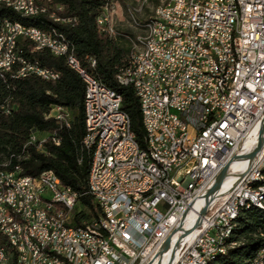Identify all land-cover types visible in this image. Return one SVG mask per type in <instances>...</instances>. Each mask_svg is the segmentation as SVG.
Instances as JSON below:
<instances>
[{"label": "built area", "instance_id": "2783aa9c", "mask_svg": "<svg viewBox=\"0 0 264 264\" xmlns=\"http://www.w3.org/2000/svg\"><path fill=\"white\" fill-rule=\"evenodd\" d=\"M101 2L100 29L101 22L112 21V15L104 18V4L111 0ZM36 6L41 5L33 1V8L25 6L22 14L34 15ZM43 13L57 21H74L47 6ZM155 18L158 41L147 40L152 50L140 62H133L134 53H129L131 63L121 67L127 69L129 81L116 79L133 87L142 125L149 126L152 141L142 147L132 134L114 136V129L124 124L120 99L86 78L89 127L95 128L100 141L88 170V193L99 208L98 216L72 224L77 198L51 169L33 180H23L17 163L0 171V230L19 233L28 242L34 252L32 264L202 262L212 250L229 246L224 233L232 209L243 205V198L254 201L257 189L249 188V178L263 169L264 154L251 162L232 159L254 147L264 114V0H177L172 8L160 5ZM143 20L147 19L134 25L139 31L133 36L136 45L145 29ZM9 28L21 34L22 46L26 37L36 36L20 26ZM41 40L53 46V56L67 44L56 38ZM230 42H237V49H230ZM0 59L14 65L10 46L0 51ZM64 59L85 78L74 52ZM89 63L93 66L94 59ZM30 68L47 75L40 59H23V71ZM10 111L3 109L5 114ZM54 120L69 127L70 112L56 105ZM202 122H209L208 132H201ZM47 138L33 132L29 144L41 150ZM51 140L58 144L56 137ZM87 142L82 138L85 151ZM102 142H112V149H102ZM240 160L246 161L244 168L231 174L232 162ZM156 161L165 162L166 175L157 174ZM228 162L227 175L237 178L200 216L207 191ZM9 185L19 186L18 196L9 195ZM47 227H55L54 237L46 236ZM168 236L167 249L158 255ZM256 264H264V250Z\"/></svg>", "mask_w": 264, "mask_h": 264}, {"label": "trees", "instance_id": "16d2710c", "mask_svg": "<svg viewBox=\"0 0 264 264\" xmlns=\"http://www.w3.org/2000/svg\"><path fill=\"white\" fill-rule=\"evenodd\" d=\"M41 3L48 10H55L57 16L73 17L74 21H57L47 13L22 18L3 6L0 7V18L6 16L23 24L60 31L86 70L120 94L121 109L129 116L135 139L145 147L137 95L131 85L116 81V75L124 69L121 67L128 65L127 50L119 47L110 33L100 31L96 22L101 0H48ZM17 43L28 55L40 59L42 66L57 71L59 76L57 80H44L31 74L16 79L6 74L0 78V105L8 99L11 107L7 114L0 109V167L4 162L8 167L17 163L23 174L31 176L45 169L53 170L61 183L79 194L71 221L79 224L99 215L96 202L87 192L91 155L81 145L85 133L84 83L78 73L66 65L63 56H53L46 49L32 51L33 44L24 40L22 46L20 37ZM90 58L95 61L93 66H90ZM56 105L64 106L70 112L69 127L59 125L52 115L46 116ZM32 132L48 136L41 150L27 143ZM51 136L58 139V144L52 142ZM234 221L230 237L234 245L206 264H249L256 250L264 245V202L261 208L243 207ZM0 245L8 247L1 235Z\"/></svg>", "mask_w": 264, "mask_h": 264}, {"label": "bare ground", "instance_id": "6f19581e", "mask_svg": "<svg viewBox=\"0 0 264 264\" xmlns=\"http://www.w3.org/2000/svg\"><path fill=\"white\" fill-rule=\"evenodd\" d=\"M33 1L37 2L38 5L34 8V15H28V14H22V9L26 6V8H33ZM41 1H48V0H0V6L9 8L10 10L17 13L22 18H32L37 16L40 13H43V6L44 4L41 3ZM112 1L111 4H105L104 7V18H110V12L112 10ZM177 0H165L162 4L157 5L153 11L152 14L147 17L146 22L143 24V27H145V30L147 31V36L143 37L140 35V37H137V46L140 50H134L133 54V62H140L142 60V57H144V54H148V50H152V42L151 41H158L159 36V21L155 18V16L160 15V5H165V8H172L175 6ZM231 3H238V0H230ZM60 7V6H57ZM96 22L98 23L99 29L100 24L98 21V16L96 18ZM134 23L136 25L137 22L134 20ZM10 26H20L23 27L26 31H33L36 36H28L25 38V40H28L33 44V50L38 49H46L48 52L52 55H54V48L52 45L48 44V42H45L41 40V38H47V39H60L61 42L67 43L64 48H58L55 51V56H63L64 58H68V56L73 55V50L69 42L66 40L65 36L58 31L55 28H49V29H41L34 25H28L20 23L16 20L10 19L6 16H3L0 18V51H6V47L10 46V56L12 57L14 61V65H6L3 64V59H0V78H4L6 74H8L11 78H19V76L22 75L23 77L31 74L37 77H40L44 80H54L59 76V73L57 71H54L53 69H50L48 67L42 66V68H47V75L43 72H37V68H30L29 70L23 71V59H25L27 62H38V60L35 57H32L28 55L24 49H22L17 43L18 38H21V34L19 33H11V30L9 28ZM102 32H108L112 34L114 31L111 30V24L110 22H101V29ZM151 41H147L150 40ZM20 40V39H19ZM230 49H237V42H230ZM30 51V52H32ZM77 62L80 63L81 68H83V73L85 75V78H82V81L84 83V86H86V78L90 79L93 82V85L95 87H100V89H103L107 91V93L111 94L114 97H119L120 99V105H121V96L119 93H117L115 90L107 87L100 79L94 77L92 74H90L86 68L81 64L79 59L77 58ZM131 63V56L128 55V65ZM54 77V78H53ZM122 81H129V74H127V69L124 68L118 72L116 75V79H121ZM119 84H121L119 81H117ZM9 100L6 99L1 105L0 109L3 111V109H11ZM84 105V125H85V133L83 138H88V142L86 145V150L90 152L91 158L89 163V168H93L94 165V152H97L98 149H100V141H99V135H95V128L89 127V118L87 116V99L84 98L83 101ZM120 114L124 117V124L123 127L115 128L114 129V136H126L127 134H132L135 139V134L131 130V123L129 116L125 111H123L120 107ZM52 115L55 118V106L52 107L49 114L46 116ZM143 129L145 131V144L146 141H152V134L149 132V126H143ZM209 131V122H202L201 123V132H208ZM30 135H33V132L30 133ZM136 140V139H135ZM29 143V141L27 142ZM26 143V144H27ZM25 144V145H26ZM139 144V142H138ZM255 144V143H254ZM251 148V147H249ZM102 149H112V142H102ZM264 154V143L261 147V149L257 153V158H260ZM245 160L240 161H233L230 168L232 169L231 174H239L242 169L244 168ZM8 163L4 162L2 166L0 167V171L4 170V166H6ZM264 168V163H263ZM20 169V176L23 178V180H33L36 179V177L39 176H31L27 174L22 173V169L19 166ZM156 170L158 175H166V166L165 162L163 161H156ZM264 169H258L256 174L249 178V188L257 189V193L254 195V201L251 198H243V205H238L237 207L232 209L231 216L228 217L227 221V230L224 233V244L232 246L234 245V242L230 240V237L232 236V228L235 223L236 216L238 215L239 211L246 206H257V207H263L264 202ZM235 172V173H234ZM237 178L236 175H227L217 194L223 192L226 190L231 182H233ZM69 189V192L76 196L78 201L79 194L72 190L70 187L65 186ZM87 192H91V185H90V178H89V171L87 176ZM19 193V186L16 185H9V195L10 196H18ZM198 204V203H197ZM194 231L190 233V236L193 234ZM55 234V227H47L46 228V236L47 237H54ZM0 235L4 237L6 240L7 246H1L0 245V264H32L34 261V252L29 251V245L28 242L22 241L19 233H10L7 230H0ZM226 249H219V250H212L211 253L207 255L205 260L202 262L197 261H182L179 262V264H206V262L214 258L218 254H223ZM264 250V245L259 247L255 255L251 258L249 261V264H256V257L260 253V251Z\"/></svg>", "mask_w": 264, "mask_h": 264}, {"label": "rangeland", "instance_id": "374dc122", "mask_svg": "<svg viewBox=\"0 0 264 264\" xmlns=\"http://www.w3.org/2000/svg\"><path fill=\"white\" fill-rule=\"evenodd\" d=\"M162 2L163 0H145V2L143 0H113L111 24L114 32L111 35L115 43L127 50L128 54L137 50L133 36L139 31L134 27V20L140 22V20L149 17L153 8ZM145 22L146 20L143 21V24ZM140 35L147 36V31L143 29Z\"/></svg>", "mask_w": 264, "mask_h": 264}, {"label": "water", "instance_id": "95a60500", "mask_svg": "<svg viewBox=\"0 0 264 264\" xmlns=\"http://www.w3.org/2000/svg\"><path fill=\"white\" fill-rule=\"evenodd\" d=\"M263 143H264V114L262 116V119H261V122H260V125L258 128V136H257V140H256L254 147L249 152H247L246 154L234 156L232 160L241 158V159H247L249 162L253 161V159L256 157L258 151L261 149ZM232 160H230V162ZM230 162L226 163L221 168V170L219 171L218 175L215 178V181H214L212 187L207 191V194H206L207 202L203 206V208L201 209L200 216L203 215L207 211L209 204L211 203V201L214 199V197L218 193L219 188H220L224 178L227 176ZM199 222H200V217H198V219L196 221V225ZM187 232H185V233H187ZM169 239H170L169 236L165 239L162 247L160 248V250L158 252V255H160L164 250L167 249V247L169 245Z\"/></svg>", "mask_w": 264, "mask_h": 264}]
</instances>
